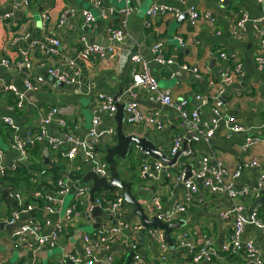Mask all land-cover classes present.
<instances>
[{
	"label": "crops",
	"instance_id": "obj_1",
	"mask_svg": "<svg viewBox=\"0 0 264 264\" xmlns=\"http://www.w3.org/2000/svg\"><path fill=\"white\" fill-rule=\"evenodd\" d=\"M94 2L85 0H28L27 5H16L15 0H0V61L8 58L12 63L20 59V51L26 52L25 58L31 63L29 67L20 69L14 67L7 69L0 64V83L12 85L18 91L23 92V107H15L17 96L11 91L0 90V148L3 151V162L9 163L16 157V152L8 145L9 137L3 128L2 119L11 116L18 126V133L21 138L29 129L37 127L41 123L42 114L48 109H57L53 120L48 125L49 134L59 137L57 121L65 119L67 127L78 136H83L90 125L92 117L91 101L97 92L106 93L117 97L121 102H136L146 112H157L165 121L166 127L162 131L156 130L147 124H127L124 121V133L135 134L145 137L156 147L169 155V148L176 135H184L185 129L180 127L177 113L173 106H164L157 101L150 100L145 91L135 88L133 93L127 92L131 85V73L140 66L131 61L134 53L140 54L145 60L150 61L152 54L150 48L157 41L164 42L165 57L173 58L176 63L160 66L149 62L151 75L156 79L161 88L170 90L172 104H176L182 98L189 99V108L200 104L194 96L200 94L202 101L206 102L201 108L202 117L210 116L209 100L211 94H215L229 75L231 81L223 86L224 93L221 95V111L224 118L233 117L236 121L249 128L248 133L256 135L259 140L243 149L244 135H232L226 137L223 128H220L209 141H188V147L196 155H206L211 161L219 160L224 162L227 175L225 182H231L235 189L244 186L256 185L264 175V70L257 68L254 60L255 50L259 48L258 34L252 28V19L260 17L264 13V2L259 5L255 0H96ZM152 3H161L171 6L180 11V15L186 14L187 9L194 6L201 15L198 23L192 27L186 19L176 22L177 17L172 12L158 14L151 18L150 25L145 26V10ZM125 6L131 8V13L126 18L125 30L127 38L119 42H111L108 39V29L118 28L123 19L120 9ZM113 8L108 19L100 18L102 9ZM81 9L89 10L96 18L91 26H84L80 14ZM240 11L248 16L245 36L238 40L230 35V26L239 17ZM47 14L48 19H44ZM63 18V23L59 24ZM178 16V17H179ZM85 35L90 42L103 45L111 44L113 52L104 59L92 57L91 60H82L78 57L80 49L79 36ZM184 39V46H180L176 37ZM47 37H54L59 40L56 53H51V45L47 43ZM220 53L236 55L241 61V72H233L230 61L219 58ZM74 61L71 65L69 61ZM181 64L196 66L199 76L191 71L182 70ZM57 67L60 71L71 75L78 71L76 81L72 84H65L47 77V68ZM229 67V68H228ZM45 78L37 90L27 91L24 87L26 78H34L36 75ZM114 115V114H113ZM113 115L102 116L101 127L115 126ZM116 143L104 141L99 145V151L105 155V149ZM48 142L40 144V154L43 160V169L51 165H57L61 179L69 180L70 195L74 192V178H82L88 166L79 160L69 161L63 156L65 146L59 149H48ZM127 159H117L118 165L124 167L125 181H132V193L141 192L138 201L142 198H151L154 195L160 196L161 209H168L178 200L183 198L181 184H171L165 178L168 172H176L180 168L165 166L158 173L153 172L151 164V177L140 181V165L142 159H153L150 156L140 153V148L133 147ZM171 157V156H170ZM196 158V157H195ZM193 158V159H195ZM181 165L188 164L179 157ZM252 160H257L258 166H245ZM160 161V160H158ZM241 166V167H239ZM239 168V174L234 177ZM127 172V173H126ZM41 177V178H40ZM37 184L49 191L55 190V183L48 172L42 173ZM165 178V179H164ZM48 182H50L48 184ZM199 183V182H198ZM10 187V186H9ZM7 189L2 185V190ZM1 190L0 205L8 211L17 206V202L6 196L3 197ZM9 189H7L8 192ZM105 191V190H100ZM108 191V190H106ZM110 192V191H109ZM113 192H121L119 189ZM264 195V194H263ZM72 198V197H71ZM71 200V199H70ZM70 200L68 202H70ZM30 201V209L24 208V220L30 217L32 211L38 210V203ZM65 201V199H64ZM240 201L249 206L253 201L251 197L241 196ZM67 202V203H68ZM67 205V204H66ZM65 206V205H64ZM232 208L231 199L223 193H212L203 188L199 183L197 194L192 197L187 210L179 219L184 221L183 226L171 232L173 241L180 231L186 230L195 243H200L205 238H210L212 244L219 248L227 242L233 225V214L226 217L220 216L221 211H229ZM100 210V209H99ZM117 216L100 212L95 217L98 219V226L93 218H86L70 224L66 233L61 236L57 245L51 248H41L30 252L27 249H12L7 244H0V256L5 258L3 264H22L36 257L39 264H67V256L72 251L81 250L82 236L92 233L107 220L112 223L121 219L130 223H141L140 217L134 213L133 207L128 204L122 205ZM44 215L37 214L38 218H49L55 221L59 215L50 212ZM261 215L263 212L258 210ZM47 229V228H46ZM46 229L43 231L46 232ZM243 239H251L264 260V235L262 228L252 222L245 225ZM138 250L142 260L146 264H188L189 255L177 248H170L165 260L160 258V251L157 243L148 236H138ZM133 239H120L110 247L99 253L100 257L112 254L113 263L123 256L129 254L128 243ZM168 243V242H167ZM70 261V260H69ZM72 262V261H71ZM72 264H76L72 262ZM132 264V259H131ZM198 264H243L240 255L219 253L213 263L201 261Z\"/></svg>",
	"mask_w": 264,
	"mask_h": 264
},
{
	"label": "built area",
	"instance_id": "obj_2",
	"mask_svg": "<svg viewBox=\"0 0 264 264\" xmlns=\"http://www.w3.org/2000/svg\"><path fill=\"white\" fill-rule=\"evenodd\" d=\"M94 2L98 5L96 0H85ZM181 1V0H173ZM223 2L224 0H218ZM257 4H263L264 0H255ZM15 4L27 5L28 0H15ZM131 8L125 6L120 9L123 15L121 25L118 28L108 29V39L111 42H119L127 38L128 32L125 30L126 18L131 13ZM172 12L176 17L180 15V11L165 4L152 3L145 10V26L150 25L152 17L158 14H165ZM187 21L190 26L194 27L201 16L208 17L207 14L201 13L191 6L187 10ZM113 8L102 9L100 11V18L106 20L112 14ZM82 23L84 26H91L95 21V16L87 9H81ZM182 14V13H181ZM44 19H48L45 14ZM63 18L59 24L63 23ZM248 16L245 12L240 11L239 17L233 21L230 26V35L234 39H242L246 33V24ZM252 28L258 34L259 48L255 50L254 60L256 61L257 68L264 70V13L256 19H252ZM176 39L180 46H184L185 42L182 37L177 36ZM47 43L51 45L50 52L56 53L59 46V40L54 37H47ZM80 49L78 57L82 60H91L92 57L104 59L113 52L111 44L103 45L99 43L90 42L85 35L79 36ZM164 42L157 41L152 44L150 51L152 54L151 62L160 66L167 64H174L176 61L171 57L164 55ZM26 52L20 51V59L16 63H12L8 58L1 59L0 64L7 69L14 67L20 69L22 67H29L31 63L25 56ZM219 58L225 60L232 65L233 72H241V61L236 55H226L220 53ZM131 61L140 66L139 70L135 68L131 73V85L127 87L128 93H133L135 88H140L145 91L150 100L157 101L164 106H173L177 113L180 127L185 129L184 135H176L169 148V155L174 156L182 148L183 139L191 133H195L203 141L207 142L210 138L220 129L223 128L226 137L232 135H244L243 149L247 150L249 146L259 140L256 135L248 133L249 128L242 123L236 121L233 117L224 118L221 111V95L224 93L223 86L229 84L231 77L229 70L223 83L218 88L215 94L210 95L211 105L209 106L210 116L202 117L201 108L206 102L202 101V96L196 94L195 100L200 102L199 105L189 108V99L182 98L176 104H172L171 92L168 89H163L159 86L156 79L151 75L149 70V62L145 60L140 54L134 53L131 56ZM74 65V61H69ZM182 70L191 71L194 75L199 76L198 68L187 64H181ZM229 68V67H228ZM47 77L54 78L55 81L65 84H72L76 81L78 71L75 69L73 74L68 75L57 67L50 66L46 70ZM45 78L38 74L34 78H26L24 80V87L27 91L37 90L39 85L44 83ZM0 90L13 92L18 100L15 102V107L22 109L23 107V92L18 91L12 85H4L0 83ZM121 102L119 98L112 97L103 92H97L93 95L91 101L92 117L90 120L89 128L83 136H78L67 127L65 119L60 118L57 121L59 128V137L51 136L49 134L48 125L53 120L57 112L55 107L45 111L41 117V123L29 129L25 133V137L21 138L18 133V126L15 124L11 116H5L2 119L10 130L12 136L8 140V145L16 152V157L9 163H4L2 156L3 151L0 148V194L2 185L9 189L6 196L17 202V206L8 211L6 207L0 205V222L5 225H11L12 229L7 230L5 227L0 230V244H7L12 249H27L30 252L37 251L41 248H51L57 245L61 236L66 233V229L70 224L77 221L91 218V213L94 207L100 209L101 212L117 216L119 209L125 204L121 192L99 191L94 194L93 201H90V188L87 185H76L81 180L74 178V192L70 202L64 206L65 196L70 193V186L67 180L58 178L55 181V190H44L34 186L28 189L27 184L22 183L18 186L9 187L5 185L6 177L14 171H18L26 167L29 163L30 153L29 149L37 144L48 142V149H59L60 146H65L63 149V156L71 161L79 160L81 163L88 166V169L97 176L110 178L109 165L105 161L103 155L99 151V145L104 141L114 142L115 140V126L101 127L102 116L113 115L116 110V103ZM125 123L127 124H147L153 126L156 130L162 131L166 127L165 121L159 116L157 112H146L142 110L134 101L127 102L125 108ZM264 123V120H263ZM190 141V140H188ZM137 147V146H135ZM139 148V147H137ZM41 153V152H40ZM182 159L186 162L189 161L190 176L186 177L185 171L180 168L176 172H168L165 178L171 184L179 183L183 188V198L175 202L168 209H161L160 196L154 195L151 198H142L139 201L142 205L143 211L148 218L155 216L157 219L165 223H171L179 219L184 214L190 204L192 197L197 194L199 183L200 185L212 193H223L228 196L232 201V208L229 211H221L220 216L226 217L230 213L233 214V225L230 233L229 240L224 242L219 248L212 244L210 238L203 239L200 243H195L189 236L188 231H180L174 238V248L189 255L190 259L188 264H198L201 261L213 263L214 258L219 256V253L230 255H240L243 258V264H264V260L260 251L256 248L251 239H243V231L248 222L254 223L256 226L262 228L264 235V215L258 211L253 213L251 220L247 219L246 210L247 205L240 201L241 196H250L252 201H255L264 194V175L260 178L259 182L254 186H244L241 189H235L231 182H225L224 179L227 175L225 164L222 161H211L206 155H196V153L188 147L185 154L181 155ZM196 157V158H195ZM195 158V159H193ZM151 164L153 165V172L157 173L156 178L159 177L158 173L163 168V163L158 159H142L140 165V181L145 180L147 177L152 176L150 171ZM258 166L257 160H252L245 166ZM166 166V165H165ZM167 167V166H166ZM241 167V166H239ZM168 168V167H167ZM239 174V168L234 174V177ZM38 171L31 172V179L36 183L40 180ZM164 178V179H165ZM199 182V183H198ZM33 198V199H32ZM34 200L39 205L38 210L45 212V214L54 212L59 215L55 221L49 218H38L31 215L24 220V208L30 209V201ZM264 214V213H262ZM47 228V229H46ZM46 229L47 233L43 231ZM148 236L154 240L160 251V258L165 260L168 251V243L165 239L163 230L159 228H144L141 223H130L121 219L112 223L107 220L100 224L92 233H87L82 236L81 250L72 251L68 254L67 259L76 264H113L114 256L107 254L100 257L99 253L108 249L111 244L118 240L133 239L128 243V251L132 254V264H146L141 258L138 250V236ZM5 262V258L0 256V264ZM22 264H39L36 257H31L27 262ZM59 264H63L61 261Z\"/></svg>",
	"mask_w": 264,
	"mask_h": 264
},
{
	"label": "water",
	"instance_id": "obj_3",
	"mask_svg": "<svg viewBox=\"0 0 264 264\" xmlns=\"http://www.w3.org/2000/svg\"><path fill=\"white\" fill-rule=\"evenodd\" d=\"M186 14H181V16L177 17L176 22H182L186 19ZM127 102H119L116 103V110L114 112L113 118L115 121V132H116V143L113 146L107 147L105 149L104 159L109 165L110 178L106 179L104 177L97 176L90 170H87L83 175L78 184L79 186L89 184L90 188V201H93L94 194L99 192L100 190H108L112 192L113 190L119 189L123 196L124 202L133 207V211L137 214L142 222L144 228H159L163 230L164 236L170 248L174 247L173 237L171 232L174 229H177L183 226L184 221L182 219H178L171 223H165L161 220L157 219L155 216L148 218L145 212L143 211L141 203L138 201L137 196L141 195V192L132 193V182L125 181L120 178V175L117 170V159H125L129 154L133 151L132 148L137 146L140 148V153L150 156L153 159L160 160L166 166H173L174 168H182L186 177L190 176V165L185 164L181 165L179 163V157L185 154L188 150V140H197L200 141V138L195 134H188L182 141V148L179 150L174 156L170 157L165 152L159 150L156 145L145 137H139L135 134H126L124 133V118H125V108ZM3 197H6L7 189L2 190ZM144 195V192L143 194ZM264 207V195L253 201L246 210V216L248 220H251V216L253 213L257 212L260 208ZM100 210L97 207L93 208L91 213V218L94 219L95 225L98 226V219L95 217L100 214ZM33 215H44L41 211H32ZM31 216V215H30ZM7 230L12 229L11 225H5L0 222V230L3 228ZM67 264H72L71 261L67 259Z\"/></svg>",
	"mask_w": 264,
	"mask_h": 264
},
{
	"label": "trees",
	"instance_id": "obj_4",
	"mask_svg": "<svg viewBox=\"0 0 264 264\" xmlns=\"http://www.w3.org/2000/svg\"><path fill=\"white\" fill-rule=\"evenodd\" d=\"M3 128L5 130V133L8 135L10 138L12 136V130H10L4 123L2 124ZM40 144H37L29 149L30 153V159L29 163L26 165V167H23V169L11 172L10 174L7 175L6 177V186H18L21 185L22 183L29 185L30 188H33L34 186L41 188V183L37 184L33 179H31V172L32 171H38L40 176H41V171L42 173L45 174V172H48L50 175V178L52 179L51 182L55 183V181L60 177L59 171H58V166L57 165H51L50 167L43 169V158L40 154ZM135 177L132 178V181H135ZM131 181V182H132ZM50 182H48L49 184ZM48 190L51 189L50 186L46 187ZM33 199V198H32ZM37 215H35L36 217ZM131 259H132V254L129 253L127 256H123V258L117 259L113 264H131Z\"/></svg>",
	"mask_w": 264,
	"mask_h": 264
},
{
	"label": "rangeland",
	"instance_id": "obj_5",
	"mask_svg": "<svg viewBox=\"0 0 264 264\" xmlns=\"http://www.w3.org/2000/svg\"><path fill=\"white\" fill-rule=\"evenodd\" d=\"M127 159V158H126ZM118 169H120L119 170V175H120V177H124V167H121L120 165H118ZM127 173V172H126ZM71 197H72V195H70V194H68V195H66L65 196V202H64V205H66L67 204V202L71 199ZM260 211H262L263 213H264V207H262V208H260Z\"/></svg>",
	"mask_w": 264,
	"mask_h": 264
}]
</instances>
